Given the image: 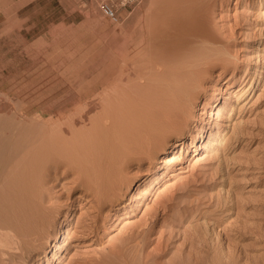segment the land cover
<instances>
[{"label":"rangeland","instance_id":"rangeland-1","mask_svg":"<svg viewBox=\"0 0 264 264\" xmlns=\"http://www.w3.org/2000/svg\"><path fill=\"white\" fill-rule=\"evenodd\" d=\"M102 1L118 5L120 17L105 16ZM155 1L121 6L122 0H0V105H18L25 97L31 100L55 88L57 96L64 97L59 102L74 108L75 116L93 109L89 117L104 112L103 123L113 132L136 126L163 97L164 69L174 66L170 58L149 78L134 73L130 61L126 65L119 55L126 46L124 28L130 47L143 40L139 21ZM210 21L229 61L211 69L205 99L213 102L218 93L209 88L212 84L228 89L223 83L229 80L233 91L231 98L227 92L218 94L219 129L213 127L215 109L201 101L185 144L162 156L167 157L164 168L147 193L135 194L121 211L101 208L93 193L80 185L76 168L50 175L43 192L60 209L54 232L66 217L70 229L62 247L49 249L47 255L38 249L19 264H125L139 259L146 264H264V0H217ZM149 57V52L139 55L137 68ZM107 82L121 85L118 90L130 95L132 107L121 103L119 111L105 113L107 105L108 110L112 104L119 107L115 99L107 105L102 99L111 88ZM203 117L209 121L204 136L195 139ZM153 155L132 165L128 178L151 176L158 164ZM132 194L121 192V206Z\"/></svg>","mask_w":264,"mask_h":264},{"label":"bare ground","instance_id":"bare-ground-1","mask_svg":"<svg viewBox=\"0 0 264 264\" xmlns=\"http://www.w3.org/2000/svg\"><path fill=\"white\" fill-rule=\"evenodd\" d=\"M216 1L156 0L154 5L152 1L148 13L139 21L143 39L139 45L129 46L130 36L124 28L126 46L120 49L119 55L126 65L131 63L134 73L148 74L149 78L151 75L156 76L174 58V61H170L174 66L162 71L167 87L163 97L155 107L148 108L150 111L147 109L148 112L140 123L136 126L133 123L134 126L128 130L126 128L113 132L106 128L103 111L99 112L103 117H89L93 109L75 116L71 112L74 108H68L66 101L59 102L63 96L59 98V91L55 88L44 91L39 96L35 94L39 101L30 94L33 97L31 100L24 96V101L20 98L22 102L18 105L13 102L0 105V112H5L3 115L9 117L6 121L0 120V264H19V260L28 258L38 252V249L47 255L49 249L53 251L54 248L62 247L61 243L65 240L63 236L70 229V219L66 217L63 226L54 232L56 220L60 218V209L52 205L43 192L50 175L58 173L64 167L76 168L81 177L78 178L81 180H78L80 185L93 193L101 208L109 206L121 211L132 202L135 194L147 193L146 189L152 186L160 169L164 168L163 163L167 157L162 156L169 155L179 145L185 144L186 137L195 127L192 126L193 116L197 115L201 101H204L205 107L215 109V112L211 111V115L215 114L216 117L213 127L219 129L222 95L218 94L227 92V98H231L233 91L232 84L227 83L229 80L223 83L228 84V89L212 84L209 88L214 93L218 91L216 97H213L215 101L208 102L205 99L208 90L204 83L211 69L214 65L229 61L221 46L222 42L210 23L211 8ZM143 52H149L150 57L145 66L137 68L140 67L137 60ZM106 85L111 88L102 99L105 104H112L115 99L119 107L114 109L112 104V108L109 107L108 110V105L105 107L101 103L106 108L105 113L119 111L123 108L121 103L131 106L130 95L120 93L121 85L109 82ZM63 90L65 89L62 92H66ZM111 96L114 97L111 99ZM55 97L59 100H55ZM87 102L85 100L84 104ZM104 107L100 109L104 110ZM75 111L79 113L77 109ZM7 114L10 116L7 117ZM3 115L1 117L5 118ZM208 122L206 117L202 118L199 131L194 135L195 139L202 140ZM115 123L114 121L113 124ZM219 132L217 130V134ZM167 133V139H160L157 143L159 137ZM215 135L214 130L209 134L213 145L216 144ZM153 153V159L158 161L154 173L142 179H129L128 172L132 165H140L144 160L151 159ZM124 191L126 194H133L121 206L120 196ZM57 254L60 252L53 253V258ZM125 264L146 263L139 259L132 263L126 261Z\"/></svg>","mask_w":264,"mask_h":264},{"label":"built area","instance_id":"built-area-1","mask_svg":"<svg viewBox=\"0 0 264 264\" xmlns=\"http://www.w3.org/2000/svg\"><path fill=\"white\" fill-rule=\"evenodd\" d=\"M137 0H122L121 2V6H127V5H131L134 2H136ZM101 10L103 12V14L111 19H117L119 18V6L112 3V2H108V1H102L101 2Z\"/></svg>","mask_w":264,"mask_h":264}]
</instances>
